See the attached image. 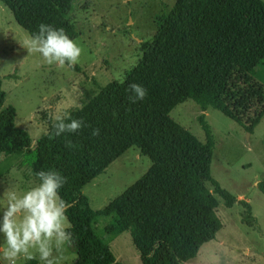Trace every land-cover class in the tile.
<instances>
[{
	"label": "trees",
	"instance_id": "1",
	"mask_svg": "<svg viewBox=\"0 0 264 264\" xmlns=\"http://www.w3.org/2000/svg\"><path fill=\"white\" fill-rule=\"evenodd\" d=\"M0 1L30 36L41 22L77 36L69 19L74 0ZM156 22L155 34L141 43L142 54L124 78L64 115L84 121L76 133L55 137L51 122L32 146L15 126L13 106L4 107L0 79V153L21 151L35 177L54 169L67 178L60 192L77 251L72 264H122L92 227L103 216L111 217L108 233H130L142 264H184L222 227L217 196L226 207L237 200L211 175L214 139L203 112L215 108L250 133L264 115V88L252 77L264 61V0H176ZM133 82L148 90L134 104L127 99ZM187 99L202 111L204 141L169 116ZM94 128L99 136L91 135ZM131 146L149 157L150 167L107 205L93 209L84 186ZM257 186L264 194V177ZM240 203L241 221L259 230L250 204Z\"/></svg>",
	"mask_w": 264,
	"mask_h": 264
},
{
	"label": "rangeland",
	"instance_id": "2",
	"mask_svg": "<svg viewBox=\"0 0 264 264\" xmlns=\"http://www.w3.org/2000/svg\"><path fill=\"white\" fill-rule=\"evenodd\" d=\"M176 0H74L69 19L82 48L81 60L74 66L57 69L47 65L39 54L29 55L22 44L30 35L15 21L0 1V79L5 93L4 107L15 109V126L25 131L32 146L43 136L53 116H64L85 104L111 81L122 80L139 60L141 43L150 40L157 29L156 17L169 10ZM264 88V61L252 74ZM202 113L190 99L177 104L169 116L204 141L198 121ZM214 139L211 175L236 197L231 207L218 198L217 215L222 222L215 239L204 243L195 257L184 264H264V194L257 183L264 177V115L250 133L215 108L203 112ZM23 153H0V203L4 193H22L38 182ZM148 156L129 147L82 192L93 209L102 208L137 181L150 167ZM210 190L212 186L208 184ZM246 200L259 230L241 221ZM111 217L92 222L95 233L108 245L122 264H142L130 233H108ZM69 224V222H68ZM2 244V239H0ZM247 250V252H244ZM76 248L70 242L58 256V264H72ZM0 264H6L0 260ZM16 264H40L39 258L22 256Z\"/></svg>",
	"mask_w": 264,
	"mask_h": 264
},
{
	"label": "clouds",
	"instance_id": "3",
	"mask_svg": "<svg viewBox=\"0 0 264 264\" xmlns=\"http://www.w3.org/2000/svg\"><path fill=\"white\" fill-rule=\"evenodd\" d=\"M29 55L39 54L44 62L57 69L78 64L82 56L81 46L70 38L63 28L41 22L38 31L22 44ZM130 103L143 101L148 90L139 83H130L127 89ZM51 135L76 133L85 127L82 119L70 116H53ZM90 127V126H89ZM92 136H99L94 128ZM67 147L74 145L67 142ZM38 182L22 193H4L6 203H0V260L16 264L18 258H39L40 264H58L59 253L72 240L68 230V204L60 190L67 178L54 169L36 173Z\"/></svg>",
	"mask_w": 264,
	"mask_h": 264
},
{
	"label": "crops",
	"instance_id": "4",
	"mask_svg": "<svg viewBox=\"0 0 264 264\" xmlns=\"http://www.w3.org/2000/svg\"><path fill=\"white\" fill-rule=\"evenodd\" d=\"M208 108H210V107H208ZM208 108H207V109H208ZM207 109H206V110H207ZM244 252H247V250H245Z\"/></svg>",
	"mask_w": 264,
	"mask_h": 264
}]
</instances>
